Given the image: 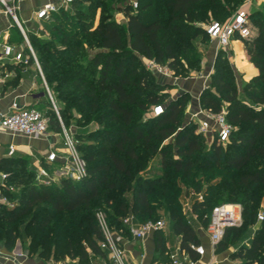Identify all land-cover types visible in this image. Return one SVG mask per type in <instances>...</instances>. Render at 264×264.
<instances>
[{
	"label": "trees",
	"instance_id": "trees-1",
	"mask_svg": "<svg viewBox=\"0 0 264 264\" xmlns=\"http://www.w3.org/2000/svg\"><path fill=\"white\" fill-rule=\"evenodd\" d=\"M245 1L137 0L134 8L131 0H74L52 12L45 29L29 36L62 121L68 128L74 116L79 127L93 121L99 126L75 133L87 161L82 180L42 185L28 158L1 159L6 184L14 188L4 192L16 204L0 208V244L11 247L27 237L33 253L84 263L89 250H104L98 211L112 230L126 233L127 216L143 223L166 215L182 237V248L195 257L191 243L200 240L183 211L187 190L182 186L201 194L205 181L207 192L193 204L205 226L215 200L243 207V222L226 229L216 250L239 245L259 222L250 246L240 245L232 256L243 258V264H264V220L257 218L264 199V11L250 13L252 33L243 39V61L251 67L250 59L258 69L244 82V93L232 65L219 56L211 85L200 95L203 109L224 113L233 125L226 143L215 137L203 149L205 134L195 122L183 121L189 94L171 98L166 91L171 84L159 82L143 59L167 65L176 76L199 69L200 44L210 40L204 25L228 19ZM117 11L124 13L125 23L114 18ZM157 104L164 111L152 115ZM47 110L49 128L62 131L51 103ZM95 134L100 139H86ZM155 157L160 164L152 174L147 163Z\"/></svg>",
	"mask_w": 264,
	"mask_h": 264
},
{
	"label": "crops",
	"instance_id": "crops-1",
	"mask_svg": "<svg viewBox=\"0 0 264 264\" xmlns=\"http://www.w3.org/2000/svg\"><path fill=\"white\" fill-rule=\"evenodd\" d=\"M48 2L59 3L60 1L15 0L18 23L11 15L6 13L5 6L0 0V43L8 42L14 44L17 47H21L25 53H28L26 52L27 49L29 50L28 46H32L29 35H39L41 29H43L45 25V19H37L35 12ZM261 4H264V0H246L240 7L251 13L259 9ZM115 19L121 23L127 21L126 16L122 12L117 13ZM23 31L25 34H23ZM238 40H234L232 46H230L236 53L239 47L241 50H244V42L240 40V44H238L236 43ZM208 49L205 56H207V54L215 55L222 48L218 46L216 41H211V46ZM143 59L147 65L149 59L145 57H143ZM250 64L251 74L249 78L258 73L257 67L253 63ZM208 68V70L202 73V77L197 76L191 78L189 81H183L174 75L163 76L157 73L155 74L159 77H163L166 83H172L174 85L171 89L166 90L170 93L171 98L174 99L182 93H188L189 96H196V99H200L202 85L205 86L212 72V69H210V67ZM14 102L26 106H35L39 109L49 108L50 103L57 106L54 93L45 78L40 64L37 66L34 61L27 65L20 64L1 56L0 116L8 112ZM200 108V104L192 107L191 116ZM58 115L60 116V114ZM62 123V131L49 128L46 135L26 136L0 131V161L8 156L7 151L9 144L14 143L17 145L15 154L28 158L33 167L37 169L42 162H46L44 158L53 147L60 150L64 146L66 131L73 135L78 131L76 124L72 123L67 128L65 124ZM0 171L3 170L0 169ZM189 200L190 198L188 196L183 195V211L196 230V235L200 240L197 244H202L205 247L204 254L200 255L193 249L195 256L193 257L189 251L182 248V237L174 231L171 222L167 218L166 225L163 229L152 231L144 238H137L129 232L126 233L113 230V232L120 237V242L124 248L123 264H169L170 255L177 251L180 253V257L183 261L182 264H243V258L233 257L232 255L239 249L240 245L244 244L250 246L251 239L256 232L259 222L252 227L251 234L247 238H244L237 247L231 244L226 250L217 251V246L215 248L212 246L205 224L199 218L198 213L193 209L194 201L189 202ZM185 205H187V207H185ZM131 217L135 223H140L134 219L133 215H131ZM194 244L195 243H191V247ZM74 260L79 264H118L112 259L110 251L106 249L101 253L89 250L88 259L84 263H80L77 259L57 260L53 256H40L37 253L29 251L28 247H26L20 239L11 247L0 244V264H72L71 261Z\"/></svg>",
	"mask_w": 264,
	"mask_h": 264
},
{
	"label": "built area",
	"instance_id": "built-area-1",
	"mask_svg": "<svg viewBox=\"0 0 264 264\" xmlns=\"http://www.w3.org/2000/svg\"><path fill=\"white\" fill-rule=\"evenodd\" d=\"M1 1L5 6L6 13L18 22L15 0ZM59 1V3L48 2L41 6L35 12L36 18L39 20L47 19L52 12L58 11L61 7H70L74 0ZM131 2L133 7L137 8V0H131ZM204 28L211 41H216L219 47L226 49L232 46L234 40L239 39L243 41L244 38H248L251 35L250 12L240 7L228 19L224 21L212 20L206 23ZM23 34H25L24 31ZM28 47L29 51L25 53L21 47L8 42H2L0 43V57L9 58L16 63L25 65L34 61L39 66L34 49L31 45ZM147 66L158 75H173L172 70L167 65L160 64L154 59H149ZM163 111V104L154 105L152 115H159ZM58 117L62 123L59 115ZM193 117H199V130L204 134L207 135L209 133L210 135H214V138L216 137L220 143L229 141L233 125L226 119L224 113H213L201 107L193 114ZM0 131L26 136L46 135L49 131V121L48 117L39 108L14 102L9 111L0 116ZM16 151L17 145L10 143L7 155L12 156ZM44 161L46 162H42L36 169V179L42 185H51L61 178L79 181L87 175V161L78 149V138L67 131L65 133L64 146L60 150L53 147L46 154ZM7 177L8 173L0 171V208L2 206L11 208L16 204L15 200L9 198L4 192V187L10 190L14 189L12 186H7ZM197 196L199 199L203 198L202 194H198ZM96 216L103 231V240L100 243L101 247L110 251V255L116 263L123 264L124 248L120 242V237L109 227L103 211H98ZM257 218L258 221L264 220V212L259 211ZM242 221L243 207L240 203L223 202L214 206L210 214V221L206 226L212 246L215 248L218 245L227 228L238 226ZM123 222L127 226L128 232L137 238H144L150 232L163 229L166 225V222L162 219L148 220L137 224L131 216L125 217ZM192 248L200 255L205 252V247L202 244H194ZM71 263L79 264L76 260L71 261ZM182 263L183 261L178 251L170 255L169 264Z\"/></svg>",
	"mask_w": 264,
	"mask_h": 264
},
{
	"label": "rangeland",
	"instance_id": "rangeland-1",
	"mask_svg": "<svg viewBox=\"0 0 264 264\" xmlns=\"http://www.w3.org/2000/svg\"><path fill=\"white\" fill-rule=\"evenodd\" d=\"M237 9H238V7H237ZM237 9H235V11ZM259 9L264 11V4H261ZM117 13H119V12L117 11V12L114 13V18L116 17ZM99 15H100V11L98 9V13H97V16H96V21H98ZM45 34H46V36H48L49 32L47 31V32H45ZM29 39H30V36H29ZM202 44H200V48H199L201 50L202 56H203L202 57V62H201V67L199 69L192 70L186 76H176V75H174V76L177 77L178 79L183 80V81L184 80H188L189 81L191 78H195L197 76L202 77L201 76L202 73H204L205 70H208L209 69L208 67H210V69H212V72H211V74H212L214 72L215 68H216L215 65H216L217 58L219 56H222L224 58V61H228V63H230L232 65L234 73H235V80H236V82H237V84H238V86L240 88V91L242 92V86L244 85V82H247V81L251 80L254 76L249 78V76L251 74V67H249L246 63H244L243 54H242V51H241L240 47L237 49V53H236L235 50H233V49H231L229 47L227 49H220L215 55H211L209 53L210 55L207 54V56H205L206 52H208V50H209L208 48L211 46V41L209 39H207V42L205 44L204 43H202ZM244 50H245V45H244ZM249 63H253V62L250 60ZM248 72H250V74H248ZM211 74L209 75L207 83L205 84V86L202 85L201 93H202V91L204 89H206L207 87H209L211 85ZM156 78H157V80L159 82L166 83L164 81L163 77L156 76ZM170 84H171V86H169L167 89H171V87L174 86L172 83H170ZM212 89H215V88L212 87ZM242 93H244V92H242ZM54 97H55V94H54ZM56 103H57L56 107L52 103H51V105H52L53 109L55 110V112L58 115V114H60L59 104H58L57 101H56ZM223 103H224V105L226 107L227 102H223ZM198 104H200V99H196V96H192V97L189 96L188 100H187V103H186V106H185L184 113H183V121L186 122V123L195 122L196 125H197V130L199 129V117L191 116V110H192V107H195ZM40 109L44 113H45V111H48L46 108H44V109L40 108ZM76 115H77V117H79L78 112H76ZM144 115L147 116L148 115L147 112ZM60 117H61V114H60ZM75 119H76V117L74 118V116H73L70 120H71L72 123H74ZM98 126H99V124H97L96 122L93 121V122L88 123V124H84V125L82 124L80 127L77 126V128H78V130L86 131V129L88 127H91V129L94 130V129L98 128ZM73 129H75V128H73ZM211 137H213V140H214V135L210 136L209 133H207V135L205 134V138L203 139V149H209L210 148V145H211V142H212V138ZM86 139L90 140V141H96V139L98 140L100 138H99V136L97 134H95V135H93L91 137H86ZM86 139H85V141H87ZM85 151H88V150H85ZM159 164H160V161H159L158 157H155L149 163H147V168L150 169L149 171H151L152 174H156L157 173V169L159 167ZM206 187H207V183L205 181H203V185H201V188H200L201 189V191H200L201 194H203L204 191H206ZM182 189H183V191L187 190L186 196H188L190 198L189 202H191V201L195 202L197 197H198L197 195L200 194L199 192H196L194 190V188H191V187L186 186V185H183ZM223 202H230V201H227V200H217V201L215 200L214 201L215 204H220V203H223ZM233 202L237 203L236 201H233ZM263 205H264V199H263L262 206L260 205V207H259L260 208L259 211L264 212ZM182 206L184 207V204H182ZM185 207H187V205H185ZM158 219H162L163 221L166 222L167 217L165 215H159ZM22 242L26 245V247L29 246V239L27 237L23 238ZM233 245H235L237 247L238 244L234 243ZM259 255H263V253H261ZM256 264H258V262H256Z\"/></svg>",
	"mask_w": 264,
	"mask_h": 264
},
{
	"label": "snow or ice",
	"instance_id": "snow-or-ice-1",
	"mask_svg": "<svg viewBox=\"0 0 264 264\" xmlns=\"http://www.w3.org/2000/svg\"><path fill=\"white\" fill-rule=\"evenodd\" d=\"M158 111H159V109H158Z\"/></svg>",
	"mask_w": 264,
	"mask_h": 264
}]
</instances>
